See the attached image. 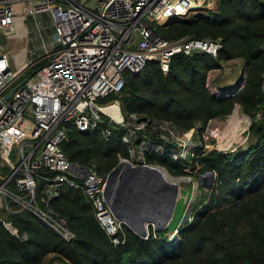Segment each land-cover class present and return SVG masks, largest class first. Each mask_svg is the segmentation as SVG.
Listing matches in <instances>:
<instances>
[{"label":"trees","instance_id":"16d2710c","mask_svg":"<svg viewBox=\"0 0 264 264\" xmlns=\"http://www.w3.org/2000/svg\"><path fill=\"white\" fill-rule=\"evenodd\" d=\"M218 2L217 11L157 26L170 41L221 39L216 58L202 52L176 54L167 74L157 61H148L139 73L125 71L122 90L101 99L119 101L125 116L136 113L169 121L181 131L197 124L202 131L210 120L226 118L241 107L252 119L249 143L233 152L208 150L198 158L200 173L215 174L206 202L192 207L185 223L175 226L190 193L183 192L167 228L158 231L150 225L148 237L143 238L123 225L124 243L114 245L82 189L65 183L48 205L39 201L38 205L64 218L74 238L67 241L28 210L6 214L18 235L26 234L27 239L0 223V264H264V0ZM232 59L242 62L245 81L227 98L217 93L216 79L209 84L208 73ZM105 125L82 132L66 124L62 150L71 163L94 164L106 177L120 162L119 155L129 153L122 142L124 128L111 127V135L105 137ZM143 137L155 135L146 130L139 132ZM146 158L174 175L184 172L169 155L149 152ZM169 233L175 234L171 238Z\"/></svg>","mask_w":264,"mask_h":264},{"label":"built area","instance_id":"2783aa9c","mask_svg":"<svg viewBox=\"0 0 264 264\" xmlns=\"http://www.w3.org/2000/svg\"><path fill=\"white\" fill-rule=\"evenodd\" d=\"M218 4V0H0V35L13 34L15 17L48 14L55 43L49 46L43 42L41 52L28 48L30 62L14 71V54L0 42V223L19 236L5 215L28 210L67 241L72 240L74 235L66 220L38 205V201L48 205L68 183L82 189L112 243H124V224L107 202V176L101 175L94 164L71 163L62 150L66 124L82 132L107 124L102 128L105 137L111 135V127L124 128L122 142L129 155H119V161L158 167L169 182L178 185L180 196L184 184L199 182L203 173L198 158L212 150L206 147L213 134L226 133V125H217L225 118L210 120L202 131L199 124L181 131L169 121H155L136 113L125 116L117 100L105 105L97 102L119 93L125 71H141L148 61H157L167 74L176 54L202 52L216 58L223 46L221 39L170 41L159 34L157 26L171 17L189 16L194 13L190 12L193 6L216 8ZM41 30L38 23L28 25L27 43ZM233 61L221 62L219 68L209 71L208 82L209 74L227 70ZM39 63L43 64L33 73L36 79L31 80V74L18 86L26 78L22 80L23 74ZM11 89H15L13 95L4 100ZM226 118L229 122L231 116ZM146 130L155 138H139V132ZM149 152L169 155L184 172L174 175L164 166L147 163ZM19 237L27 239L26 234Z\"/></svg>","mask_w":264,"mask_h":264},{"label":"water","instance_id":"95a60500","mask_svg":"<svg viewBox=\"0 0 264 264\" xmlns=\"http://www.w3.org/2000/svg\"><path fill=\"white\" fill-rule=\"evenodd\" d=\"M201 9V6H193L190 12ZM175 19L178 17H171L162 25H168ZM29 78L30 76L26 77L18 86ZM244 81L245 77L242 74L239 82L231 90L220 88V93H223L221 96L227 98L234 96L242 88ZM14 90L11 89L4 100L11 97ZM214 179L215 174L207 171L199 177L198 183L209 190L213 186ZM179 191L178 185L169 182L158 167L133 166L119 162L106 177L105 193L112 213L143 238L148 237L150 225L158 231L168 227L173 219Z\"/></svg>","mask_w":264,"mask_h":264},{"label":"rangeland","instance_id":"374dc122","mask_svg":"<svg viewBox=\"0 0 264 264\" xmlns=\"http://www.w3.org/2000/svg\"><path fill=\"white\" fill-rule=\"evenodd\" d=\"M218 6H216V8L218 9ZM216 8H209L207 6L203 5V8L201 10H198L194 13H191L189 16L183 17V18H193L196 16H200V15H204L207 10H212V11H217ZM25 22L26 26H23V23ZM35 23H38L39 25H41L42 30L40 31V33L32 35V41L30 43H27L26 41V35H27V31H28V25L29 26H34ZM28 24V25H27ZM53 24V21L51 19V17L48 14H40L37 15L35 18H27L24 16H20V17H15L14 18V28H13V34L9 35V36H3L2 34L0 35V42L4 45L7 46L9 39L11 38V46L9 47L11 49V51L13 52L14 56L11 60V64H12V68L14 71H19L24 69L28 63L30 62L31 57L28 55V48H32V52L33 49L41 52L42 48L41 45L43 42H45L46 44H48L49 46H55V43L53 41V36H52V32L54 31V28H51L50 26ZM17 32V33H16ZM16 33V35L14 37H12L14 34ZM30 36V35H29ZM23 45V46H22ZM239 62V61H238ZM236 63V62H232L231 64H228L230 67L227 70L221 69L220 72H212L211 74H209L210 81H212V79H216V83L220 86L221 89L223 90H231L241 79L242 77V64ZM33 74L34 72H32L31 69H28L26 74H23L22 80L27 77L28 74ZM29 76V75H28ZM32 79L34 80L36 79V74L32 75ZM210 84V82H209ZM212 84V83H211ZM218 92V89L216 90ZM223 93H220V95ZM111 101L109 100H98V104L99 105H105L107 103H109ZM240 107V106H239ZM238 109V106L235 107V109ZM235 109L233 111L232 114H230V116H233ZM240 109V113L243 114L241 107ZM226 119V120H225ZM223 120L220 121V123H218L217 125H221L224 126L226 125L227 127V132L224 134H221L218 136V134H213V136L215 137H211L210 142L208 144V146L206 147L207 149L211 148V149H221L222 151H236L237 149H239L240 147H244L249 143V133H248V129L249 126L251 125V120L250 118H247L246 116H244V122L241 123V125L239 124V129L238 130H234V129H230L229 127V122H227V118H225ZM249 122V123H248ZM223 133V132H222ZM248 133V134H247ZM245 140V142H244ZM220 141V142H219ZM219 142V143H218ZM2 173V170L0 169V175ZM183 192H190L189 195L187 196V201L184 203L185 207L183 210V214L180 218L179 215H177V217L175 218L173 225H183L185 223V221L187 220V217L189 216V213H191V209L192 207L197 206L198 204L202 205V203L206 202V200L208 199V189L202 187L197 180H195L194 183L191 184H184L183 186ZM181 198V196L179 195L177 204L180 202L179 199ZM180 204V203H179ZM179 222V223H178ZM149 231V228H148ZM175 234V233H174ZM169 236H172L171 233H169Z\"/></svg>","mask_w":264,"mask_h":264},{"label":"bare ground","instance_id":"6f19581e","mask_svg":"<svg viewBox=\"0 0 264 264\" xmlns=\"http://www.w3.org/2000/svg\"><path fill=\"white\" fill-rule=\"evenodd\" d=\"M244 116L249 118L246 114H241L240 109L236 108L233 116H231V119L229 121V127L230 129H234L235 131L239 129V124L241 125L242 122H244ZM249 123V122H248ZM224 132H227V128L224 130Z\"/></svg>","mask_w":264,"mask_h":264},{"label":"crops","instance_id":"0c3cea01","mask_svg":"<svg viewBox=\"0 0 264 264\" xmlns=\"http://www.w3.org/2000/svg\"><path fill=\"white\" fill-rule=\"evenodd\" d=\"M23 26H26V24H25V22L23 23ZM17 33V32H16ZM16 33L12 36V37H14L15 35H16ZM6 37V36H5ZM11 38L9 39V42H8V44H7V46L6 47H3L4 49L6 48V49H8V50H11L9 47L11 46ZM23 46V45H22ZM241 62L240 60H236V59H234V62H236V63H239V62ZM240 64H242V62L240 63ZM215 119H217V118H215ZM55 264H62V263H60V262H54Z\"/></svg>","mask_w":264,"mask_h":264}]
</instances>
